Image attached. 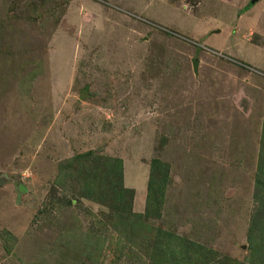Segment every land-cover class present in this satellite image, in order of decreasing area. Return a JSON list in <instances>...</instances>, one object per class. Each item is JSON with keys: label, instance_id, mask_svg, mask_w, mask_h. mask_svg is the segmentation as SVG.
<instances>
[{"label": "rangeland", "instance_id": "obj_1", "mask_svg": "<svg viewBox=\"0 0 264 264\" xmlns=\"http://www.w3.org/2000/svg\"><path fill=\"white\" fill-rule=\"evenodd\" d=\"M248 4L0 0V177L11 179L0 185V264H147L150 241L130 260L106 244L86 261L80 229L102 231L96 219L107 209L49 196L63 193L57 162L94 150L123 160L133 209L144 212L162 135L172 180L149 223L244 256L264 110V0Z\"/></svg>", "mask_w": 264, "mask_h": 264}, {"label": "trees", "instance_id": "obj_2", "mask_svg": "<svg viewBox=\"0 0 264 264\" xmlns=\"http://www.w3.org/2000/svg\"><path fill=\"white\" fill-rule=\"evenodd\" d=\"M249 6L250 4L244 10ZM34 11L37 17L47 13L53 24L58 21V18L52 19L54 15L47 9L38 12L34 7ZM163 34L169 37L168 34ZM36 73L37 71H32L30 76L34 77ZM27 84L22 82L21 85L28 86ZM158 143L159 156H153L149 161L142 213L133 209L135 190L125 186L121 158L87 150L75 152L71 157L57 162L53 183L62 188L63 193L59 196L50 194L51 203L72 206L88 201L107 209L106 212H99L100 220L96 219L95 227L102 228V231L80 229L78 247L86 261L97 262L106 244L115 246L118 261L123 256L130 260L129 255L134 253L138 242L150 241L147 264H264V110L262 132L255 148L251 149L254 164L249 167L253 169L249 174H252L253 180V208L249 212L246 229L247 250L241 258L219 256L214 249L190 241L187 236L164 231L160 226L149 223L153 219L161 218L166 190L172 180L169 162L160 157L168 139L162 135L158 138ZM55 248L57 247L52 248L51 252L58 251ZM6 251L10 252L8 248ZM76 260L81 261V257Z\"/></svg>", "mask_w": 264, "mask_h": 264}, {"label": "water", "instance_id": "obj_3", "mask_svg": "<svg viewBox=\"0 0 264 264\" xmlns=\"http://www.w3.org/2000/svg\"><path fill=\"white\" fill-rule=\"evenodd\" d=\"M257 1L258 0H250V5H253ZM198 65H199L198 59H196V58L191 59V67H192V71H193L195 78H197V76H198ZM81 99H84V98L81 97ZM10 181H11V179H8L6 176L0 177V185H3L5 182H10ZM245 248H246L245 246H242V249H245Z\"/></svg>", "mask_w": 264, "mask_h": 264}, {"label": "clouds", "instance_id": "obj_4", "mask_svg": "<svg viewBox=\"0 0 264 264\" xmlns=\"http://www.w3.org/2000/svg\"><path fill=\"white\" fill-rule=\"evenodd\" d=\"M198 59V58H197ZM199 60V59H198ZM199 67H200V61H199V65H198V70H199ZM196 79V78H195Z\"/></svg>", "mask_w": 264, "mask_h": 264}, {"label": "flooded vegetation", "instance_id": "obj_5", "mask_svg": "<svg viewBox=\"0 0 264 264\" xmlns=\"http://www.w3.org/2000/svg\"><path fill=\"white\" fill-rule=\"evenodd\" d=\"M190 65H191V61H190ZM191 69H192V67H191Z\"/></svg>", "mask_w": 264, "mask_h": 264}]
</instances>
